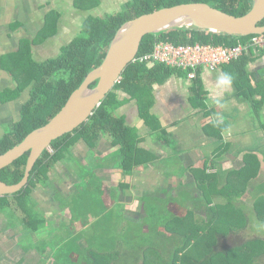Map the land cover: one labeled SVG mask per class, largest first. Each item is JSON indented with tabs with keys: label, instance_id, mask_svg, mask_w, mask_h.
I'll return each instance as SVG.
<instances>
[{
	"label": "crops",
	"instance_id": "obj_1",
	"mask_svg": "<svg viewBox=\"0 0 264 264\" xmlns=\"http://www.w3.org/2000/svg\"><path fill=\"white\" fill-rule=\"evenodd\" d=\"M130 1L0 0V93L16 86L14 76L4 66V56L17 53L23 39L32 40L34 59L44 62L59 55L65 45L81 35L88 18H106L124 11ZM248 71L251 86L257 88L264 80V53H255L248 64ZM197 76L205 93V107L193 96L195 79L183 72L152 84L153 103L149 111L160 123V128L155 130L142 117L138 99L126 92H118L122 103L116 113L136 128L139 147L152 154L150 161L127 173L119 165V147L112 143L110 137L101 136L93 150L81 140L71 148L72 159L58 161L50 172L47 185H39L33 192L37 209L48 219L47 227L41 230L43 232H25L19 218L0 211V223L4 224L2 230L6 231L9 227L12 231L10 236L16 237L14 244L20 245L25 238L24 252L36 249L33 246L36 239H46L49 245L63 244L68 238L58 239L62 237L63 228L72 226V222L75 225L81 223L72 205L83 181L82 174L86 171L95 174L96 179H91L99 190L93 196H102L103 202L95 207L83 208L81 218L87 217L90 221L82 226L84 231L93 229L104 215L109 222L107 225L121 222L117 227L125 230V224L131 220L127 211L134 209L135 213H143L147 205L151 209V198L145 201L151 195L166 200L172 213L193 208L206 217L208 197L199 185L206 175H217L223 183L233 174L230 179L236 186L246 190L254 187L263 189L264 100L257 113L253 109V100L236 89L229 77V65L217 70L201 69ZM29 95L30 91L26 89L13 100L0 102V138L6 133L4 126L8 124L12 129L20 118L23 103ZM253 97L263 98L260 93H255ZM211 123H223L227 127L222 128L221 136H216L217 131ZM79 148L87 151L76 157V149ZM246 159L254 166V170H247V176L251 178L248 186L241 185V178L237 176L245 167ZM180 188L192 192L182 195L177 192ZM217 201L220 200L214 199L211 204ZM99 206H104L101 213ZM68 211L70 224L64 219ZM36 233L42 236L36 238ZM28 235L33 237L32 240H28ZM3 255L5 253H0V264ZM23 258L20 256L16 262H21Z\"/></svg>",
	"mask_w": 264,
	"mask_h": 264
},
{
	"label": "trees",
	"instance_id": "obj_2",
	"mask_svg": "<svg viewBox=\"0 0 264 264\" xmlns=\"http://www.w3.org/2000/svg\"><path fill=\"white\" fill-rule=\"evenodd\" d=\"M187 2H206L237 16L246 14L254 5V0H132L124 11L108 15L106 18L94 16L88 18L83 25L82 34L65 45L59 55L44 62H38L34 59L31 49L32 40L23 39L17 53L8 57L4 56V59L6 58L10 63V66L5 68L14 76L16 86L15 88L8 87L1 92L0 102L13 100L26 89H29L30 95L27 101L23 103L20 118L14 123L13 128L0 138V154L19 144L31 131L49 122L61 110L72 92L81 85L88 73L102 63L118 29L125 22L162 7ZM259 24L264 25V20ZM251 35L233 36L210 30L177 28L145 35L138 56L150 53L154 45L161 40H169L175 44L199 42L233 46L238 44L239 41H246ZM258 51L264 53L263 48L258 49ZM258 51L251 48L241 58L227 64L230 66L229 77L235 83L236 89L238 91L242 90L246 98L253 100V109L257 113L260 112L262 100H264V80L257 88L252 87L248 80L250 79L248 64ZM180 72L188 76L187 71L171 68L161 63L131 62L123 72L120 82H117L114 89L97 107L90 119L74 131L55 139L51 147L45 149L31 170L28 183L16 193L0 195V211L10 217L19 218V221L24 225L25 232L32 234L46 228L48 219L37 209L33 192L39 185H47L50 172L58 161L72 159L71 148L81 140L85 141L93 150L101 136L110 137L112 143L119 147L121 155L119 165L127 173H131L136 167L150 161L152 154L139 147L140 139L136 128L128 125L125 118L116 113V109L122 103L118 98V92H126L138 99L142 117L155 130L160 128V123L149 111L153 103L151 96L152 84ZM197 77L194 78L193 96L199 99L202 107H205L203 101L205 93L202 85L197 81ZM96 83L97 81L90 86L93 87ZM255 93H260L263 98L255 99L253 97ZM211 125L217 131L216 136H221L222 128L227 127L223 123H211ZM29 154L30 151L26 152L12 164L1 169L0 179L8 184L21 181L25 174ZM253 167L252 162L246 159L245 167L237 175L246 186H248L251 179L249 175L247 176V170H254ZM231 175L233 174H230L229 178L223 183L221 179L217 178V175H206V179L199 182L208 197L206 217L197 213L193 208L188 209L185 207L187 210L185 209L181 213H172L169 209H166L169 226L166 230L172 232L173 236L171 243H167L165 247L166 253L164 254H169V256L160 259L163 264H177L179 262L178 258L183 259L187 256V251L194 244L204 242L205 235L211 237L214 235L215 243L218 242L217 239L228 236L224 233L226 230L233 233V235L235 234V236L238 235L237 231L240 228L232 225L233 217L235 214L240 213L235 206V200L244 197L246 189L236 186L230 179ZM82 177L83 181L79 187L78 196L86 190L85 197L90 196L92 207L102 203V196H93L99 190L93 181V179H96L95 174L86 171L82 174ZM80 189L82 190L80 191ZM214 199L220 201L211 204ZM199 200L197 199V201ZM254 203L258 208L256 212L258 219L264 222V195L255 198ZM76 207L74 208L79 211L77 213L78 218H80V209ZM98 208H100L99 213L104 210V206ZM231 215H233L230 221L231 224L228 226L214 225V223L224 222L225 218L229 219ZM89 222L87 217H84L79 225L72 222V233L63 244L49 245L46 239H36L33 246L43 255L47 253L48 247L52 246L57 251L59 264H149L150 258L146 250L152 249L148 243H135L133 247L130 246L127 249L125 241L120 243L119 240L115 241V238L111 237L109 228L111 225H107L109 222L106 220L105 215L97 222L93 230L84 231L85 229L82 226L89 224ZM98 229H103L105 234L109 236H103L104 239L101 242L93 244L92 241L95 240L96 233H92H99ZM89 231H92L91 235ZM161 235H165L164 230ZM165 237L168 236L165 235ZM27 238L32 240L33 237L28 235ZM249 242L260 248L264 244V239L261 237L253 238ZM249 242L238 243L232 239V244L227 246L225 240H221V246H218V244L214 245L213 241L210 250H200L198 257L193 258L191 262L192 264H218L220 259H223L229 264H250L254 260H263L264 254L254 253L251 257L248 256L246 245L249 246ZM254 244L252 246L256 247ZM99 245L102 246V249ZM151 246L157 251V245L153 246L151 244ZM232 251H235L238 255H232L235 253ZM155 254L158 253L155 252Z\"/></svg>",
	"mask_w": 264,
	"mask_h": 264
},
{
	"label": "water",
	"instance_id": "obj_3",
	"mask_svg": "<svg viewBox=\"0 0 264 264\" xmlns=\"http://www.w3.org/2000/svg\"><path fill=\"white\" fill-rule=\"evenodd\" d=\"M264 0H254L246 14L237 16L206 2H187L162 7L125 22L117 31L102 63L91 70L61 110L46 124L31 131L19 144L0 154V170L30 151L24 177L15 184L0 179V195L21 190L36 161L52 142L88 121L114 89L126 67L134 62L145 35L177 28H191L246 36L264 33ZM97 81L96 85H90Z\"/></svg>",
	"mask_w": 264,
	"mask_h": 264
},
{
	"label": "rangeland",
	"instance_id": "obj_4",
	"mask_svg": "<svg viewBox=\"0 0 264 264\" xmlns=\"http://www.w3.org/2000/svg\"><path fill=\"white\" fill-rule=\"evenodd\" d=\"M4 66H10L9 61L5 58L4 59ZM11 88V87H10ZM4 129L6 132H8L11 129L10 125H5ZM76 157H80L84 152H86L87 150H83V149H76ZM241 185L244 184V182L241 180ZM82 189H80L81 191ZM248 190V194H246L244 197L242 198H238L235 200V206L237 208V210L240 212L238 214H235V216L233 217V223L232 225H234L235 227L240 228L237 232L238 235L235 236V234L233 235V233L231 232H227V230L224 232L226 233L228 236H225L223 239H217L218 242L215 243L214 240V235L211 237L210 235H205L204 239H203V243L198 242L196 244H194L188 251H187V256H185L183 259L178 258L179 262L177 264H192V259L195 257H198V253H200V250H210L211 246L213 244L214 241V245L218 244V246L221 243V240H225V244L227 246L232 244V239L236 240L238 243L242 242V243H246L247 241L249 242L251 239L253 238H259L261 237L262 239H264V222L260 221L258 219L257 216V206L255 205V198L256 195H259L260 193H262L264 195V188L263 189H257L256 187H254V189L252 188H247ZM246 190V191H247ZM79 191V190H78ZM179 194L182 195H190L191 194V190L188 189H183L180 188ZM87 193L86 190H84V192L78 196H76V199L73 203V209L77 212H79L78 210H76L74 207L77 206V209H80V212L83 211V208H90L91 206V201H90V196L85 197V194ZM151 198V203H152V207L151 209L148 207H144L143 213H141L142 211H140L139 213H135L133 210H128L127 211V216H129V218H131L129 223H126L125 225V231L121 230L119 227H117L118 225H121V222H112L110 225L111 227V237L115 238V241L119 240V242H123L125 241V246L126 248H130L133 247V244L138 243V244H142V243H148L149 247L152 249H147L146 252L149 254L148 257L150 258L149 260V264H163L162 263V259L165 257H168L169 254H164L166 253L165 247L167 243H171V238H172V232L167 231L166 228H168V221H167V214H166V209H168V205L165 202L166 200L164 199H160L154 195L148 196L146 198V202ZM153 202H156L153 205ZM244 203V204H242ZM81 205V206H80ZM70 207V205H68ZM79 206V207H78ZM135 208V206H134ZM136 209V208H135ZM68 210V209H66ZM90 211V210H89ZM259 211H261L259 209ZM233 212V211H231ZM141 213V214H140ZM181 213V212H179ZM183 213V212H182ZM234 213V212H233ZM73 214V217L75 218V214ZM233 215H231L229 217V219L225 218L224 222H218V223H214L215 226H228L229 224H231V218ZM6 218V217H4ZM65 221L67 223L70 224L69 222V211L66 212L65 214ZM80 219L82 220V218L80 217ZM64 221V222H65ZM109 224V223H107ZM4 224L3 222L0 223V253L4 254L3 255V259L1 264H59V260L57 258V251L53 248H48L47 249V253L46 254H41L40 252H38L36 249H33L32 251L28 252H24V249L26 248V242L25 238L23 240L20 241V245L19 244H14L15 243V236H10L11 234V230H9V227L5 230H2L1 227H3ZM246 227V228H245ZM236 228V229H238ZM244 228V229H243ZM68 232H66V231ZM93 230V229H92ZM165 231V235H167L168 237H165V235H161L162 231ZM72 231V227H66L63 228L62 233L60 234L62 237H59L58 239L62 240L64 239L66 236L68 237L69 235H71ZM98 232H94L92 233V231L90 232L92 234H95V240H91L92 243H96V242H101L104 238L103 236L108 237L109 235L105 234V231H103V229H98ZM124 231V233L122 234V232ZM43 232V231H41ZM49 232V231H48ZM48 232H44L46 234H48ZM55 233V232H52ZM51 233V236H52ZM15 234V233H13ZM58 234V233H57ZM36 238L40 236H42V234H35ZM20 238H21V233H20ZM19 239V238H18ZM248 239V240H247ZM250 239V240H249ZM11 240H13L12 244H11ZM201 241V240H200ZM223 242V241H222ZM59 243V240H58ZM224 243V242H223ZM264 243V242H263ZM151 244H153V246L157 245V251L154 250V247L151 246ZM252 244L254 243H250L249 242V246L246 245V249H248V256L251 257L252 254L254 253H259L260 255L264 254V244L258 248L256 244H254L256 247H253ZM13 245V247L11 248V246ZM221 246V245H220ZM27 247H31V245H27ZM52 247V246H51ZM99 247L102 249V246L99 245ZM98 247V248H99ZM147 247V246H146ZM157 252L158 254H155V252ZM164 251V252H163ZM237 251V250H235ZM232 251V252H235ZM171 253V252H169ZM164 254V255H163ZM237 254L238 253H233L232 255ZM159 255V256H158ZM20 256L24 257L23 260L21 262H16V259H18ZM165 256V257H164ZM189 256V257H188ZM160 257V258H159ZM192 257V258H191ZM258 257V256H256ZM161 259V260H160ZM171 259V258H169ZM151 262V263H150ZM218 264H229L227 261H224L223 259H220V262H218ZM250 264H264V257L263 260L259 259L258 261H253Z\"/></svg>",
	"mask_w": 264,
	"mask_h": 264
},
{
	"label": "built area",
	"instance_id": "obj_5",
	"mask_svg": "<svg viewBox=\"0 0 264 264\" xmlns=\"http://www.w3.org/2000/svg\"><path fill=\"white\" fill-rule=\"evenodd\" d=\"M253 48L264 49V33L252 34L246 41L227 46L213 43L175 44L169 40L158 41L150 53L136 57L135 61L161 63L171 68L187 71L189 78L197 77L201 69L217 70L241 58ZM122 77L119 78V81Z\"/></svg>",
	"mask_w": 264,
	"mask_h": 264
}]
</instances>
